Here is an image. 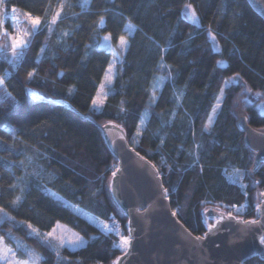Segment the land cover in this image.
<instances>
[{
	"label": "trees",
	"instance_id": "trees-1",
	"mask_svg": "<svg viewBox=\"0 0 264 264\" xmlns=\"http://www.w3.org/2000/svg\"><path fill=\"white\" fill-rule=\"evenodd\" d=\"M60 2L5 0L42 17L45 10L50 17ZM68 3L72 7L64 9L52 34L46 28L36 34L18 67L0 54V76L15 97L5 98L0 91V207L15 217L0 222V236L16 250V258L28 260L24 248H30L43 257L40 264H112L121 253L113 237L93 222L114 214L127 233L126 216L108 190L117 160L99 127L107 121L123 128L131 147L155 165L172 210L194 235H202L211 223L204 217L208 207L226 210L236 204L238 215L254 219L264 189V163L254 167L238 121L244 116L253 128L264 129L258 109L264 96L255 95L264 93V20L246 0H90L85 9L81 0ZM187 4L192 8L185 9ZM128 22L134 29L116 65L112 91L100 109H91L111 58L100 47L101 38L111 34L116 42ZM4 28L11 31L8 20ZM33 69L36 76L28 80ZM28 88L41 99L29 97ZM221 88L220 108L205 127ZM237 169L243 173V188L227 178ZM26 173L24 198L13 207L12 199L21 193L10 185H19ZM45 186L61 199L50 196ZM57 222L87 241L83 247L62 248L66 259L59 261L27 227L48 232ZM243 264H264V259L255 256Z\"/></svg>",
	"mask_w": 264,
	"mask_h": 264
},
{
	"label": "water",
	"instance_id": "water-1",
	"mask_svg": "<svg viewBox=\"0 0 264 264\" xmlns=\"http://www.w3.org/2000/svg\"><path fill=\"white\" fill-rule=\"evenodd\" d=\"M246 1L264 20V0ZM0 11L5 13L4 7ZM27 93L33 100L41 99L30 88ZM57 103L70 107L66 101ZM258 109L264 116V99L259 102ZM116 126L112 121L99 125L109 151L117 160L116 168L120 169L115 177L111 174L108 190L115 205L126 216L128 235L131 230L128 252L122 251L117 256L120 257L119 264H243L255 256L264 259V245L259 244V236L264 234V217L256 211L254 219L260 220V224L245 225L239 221L252 219L235 214L232 216L239 217V220L232 219L222 208L208 207L204 217L213 221L202 235H194L173 215L156 167L140 153L137 155L123 128ZM238 126L243 132L245 145L253 153L256 167L264 160V129L253 128L244 116L239 118ZM258 199L264 201V197ZM261 208L264 209V203ZM221 212L225 215L217 223ZM212 224L216 227L209 231ZM196 237L204 238L197 240Z\"/></svg>",
	"mask_w": 264,
	"mask_h": 264
},
{
	"label": "snow or ice",
	"instance_id": "snow-or-ice-1",
	"mask_svg": "<svg viewBox=\"0 0 264 264\" xmlns=\"http://www.w3.org/2000/svg\"><path fill=\"white\" fill-rule=\"evenodd\" d=\"M90 3V0H81V8L85 9L88 4ZM5 5V0H0V8H3ZM71 8L72 4L68 3V0H61L58 7L52 12L51 16L48 17L47 10H45V15L42 16H33L29 12H23V16L26 18L27 27L21 29L16 28V30L13 33H9L7 29L3 28L4 24V16L6 13L0 11V39H3L5 41L4 44L0 45V52L4 53L5 59L8 60L10 64H12L14 67H18L19 61L23 59V57L26 55V50L30 47L33 38L36 34L43 31L45 28L47 29V32L49 36L52 34L54 30V26L57 24L58 20L61 19L62 13L65 8ZM192 5L187 4L185 5V9H191ZM107 11V10H105ZM18 12L16 7L12 8V14L15 15ZM73 15H78L77 13H73ZM191 16L194 22L197 21V13L193 9L191 12ZM105 23L104 16L101 15L99 17V24L103 25ZM126 27H133L131 23L129 25H126ZM63 35H68V32H64ZM111 34L103 37V42L100 44V47H111L107 42L110 40ZM213 42H215V36L212 37ZM10 41V43H9ZM47 42V38H46ZM119 49L120 51L117 52L115 48H112V52L114 54V59H118L120 56H122L123 51L127 49L128 47V41L124 36H120L119 38ZM9 52H10V58H9ZM45 52V48H40V54H43ZM115 67V63H110L108 66V69L105 72L104 79L101 81L99 88L97 90L96 96L92 99V105L95 109H99L102 107L105 103V101L108 98V95L112 91L111 85L113 82V68ZM161 67H164V65H161ZM63 75V73H60ZM239 76V73L236 74ZM36 76V69H33L32 71H29L27 73V79L31 80ZM5 76H0V91H3L5 98H11L12 100H15V97L12 96L10 92L7 91V86L5 85ZM231 79V78H230ZM163 80V78H161ZM246 83V82H245ZM225 84H228V81H225ZM73 91V88H69L68 92L71 94ZM245 91L251 92V88H245ZM220 96L217 97V103L215 107L212 109V113L215 114L217 109L220 108V102L221 97L224 95V88L220 89ZM153 98L155 97V85L153 86ZM257 97L264 96V93L257 92L255 94ZM180 97H177L179 99ZM245 100L247 103H251V100H248L247 97H245ZM154 102V99H153ZM123 103V102H122ZM121 111H124L123 107L120 109ZM213 117L210 115L208 118V124L205 125V127H209L212 123ZM111 123V122H109ZM144 123V118L142 117L140 120V124ZM119 128V125L116 126ZM140 134V128H137V135ZM122 138V137H121ZM199 147V145H197ZM139 156V153H137ZM143 159V157H141ZM198 159V158H197ZM31 160V158H29ZM163 163V161H161ZM195 163V161H194ZM261 163H264V160L261 161ZM21 165H24L25 168H27V165L25 164V161H20ZM10 167H13L14 165H9ZM155 168V165H153ZM120 171L119 168H116L115 171H113L112 176L115 177L117 173ZM235 173H238L239 170H234ZM158 173V170H157ZM27 173L26 176L19 177L18 180L20 184H12L10 185L11 188L15 189L18 186L20 187V195L15 196L14 199H12L11 204L13 207H16L19 205L21 200L24 198L23 193L25 191V187L27 185ZM30 175L35 176L37 179H40V174L38 172H33ZM239 179H241L240 176H237L236 180L234 182H239ZM244 186L241 185V188ZM44 190L48 192V194L56 199H61L56 196L55 193L51 192L46 186L44 187ZM165 192L167 190L165 189ZM259 197H264V193H259ZM67 203V202H65ZM264 203V201H260L258 199V202L255 205L256 211L258 214H260L262 217H264V209L261 208V204ZM69 207H72L75 211L79 212L80 209L76 208V206L68 205ZM207 211V209H205ZM239 211V209H237ZM0 213H3V217L5 219L15 220V217L11 216L9 213H7L3 208H0ZM176 213L174 212L173 215ZM224 213L221 212L219 218L217 219V223H219V219H223ZM227 216L232 219L239 220V217H233L231 212L227 213ZM93 222L97 223V226L100 228V230L105 233L106 235L110 232H115L117 235H120L119 232V226L117 224H113V226L110 228L107 222H98V218H93ZM239 222L245 224V225H257L260 224V220L258 219H252V220H240ZM27 227L31 230L29 235H35L40 239V241L45 244L46 246L52 248L56 256L58 258V261L62 258L60 254V250L64 248L65 246H68L69 248L75 249L78 247H83L86 245L87 241L84 239V237L80 236L79 233H69V231L65 230L64 226H61L59 222H57L56 226L52 228L51 231L48 232H41L39 228L34 227L32 224H28ZM216 227L215 224L209 225V231L214 229ZM264 227V225H262ZM9 235H11V231H9ZM205 236H207V233H205ZM131 230H129L128 236L120 235V242L113 243L114 248L122 249L125 253L128 252V248L131 243ZM204 237H196L197 240H201ZM259 244L264 245V234L259 236ZM22 247L18 242V248ZM24 251L27 253V256L29 257L28 260H20L16 259V250L8 247V245L5 243V239L3 236H0V264H40V261L43 259V257L35 252V250L30 248H24ZM120 257H117L116 261H113V264H119Z\"/></svg>",
	"mask_w": 264,
	"mask_h": 264
},
{
	"label": "built area",
	"instance_id": "built-area-1",
	"mask_svg": "<svg viewBox=\"0 0 264 264\" xmlns=\"http://www.w3.org/2000/svg\"><path fill=\"white\" fill-rule=\"evenodd\" d=\"M13 7H16L17 10H18V12L15 15L12 14V8ZM4 11L6 13L4 22H5V20H8L10 22L11 27H12L11 31H15L17 27L21 28V29L27 27L26 18L23 16V14H22L23 12L21 11V9L17 5L11 4V3L5 4L4 5ZM116 167H117V164L115 166V169H116ZM115 169L113 171H115ZM260 193H264V189H261ZM237 209H239L238 205L233 204L232 206L226 208L225 211H226V213L231 212L232 214L238 215L237 214ZM98 222H107L110 228L115 223V224H117L119 226L120 235L128 236V233H125L123 231L119 219L114 214H110L109 215V219H107V220H98ZM98 230L101 233H103L100 230V228ZM103 234L106 235L105 233H103ZM120 235H117L115 232H110V233L107 234V236H112L113 237V243L115 242L117 244L120 242ZM119 250L121 252L123 251L122 249H119Z\"/></svg>",
	"mask_w": 264,
	"mask_h": 264
},
{
	"label": "rangeland",
	"instance_id": "rangeland-1",
	"mask_svg": "<svg viewBox=\"0 0 264 264\" xmlns=\"http://www.w3.org/2000/svg\"><path fill=\"white\" fill-rule=\"evenodd\" d=\"M126 25H129V22L126 24ZM126 25H125V34L124 35H122V36H124L126 39H127V41H128V38H127V35L128 34H130L132 31H133V29H134V25L133 24H131V25H133V27H126ZM9 32V31H8ZM14 31H10L9 33H13ZM104 37V36H103ZM103 37L101 38V41H100V44L103 42ZM120 38V37H119ZM5 43V41L3 40V39H1L0 40V45H2V44H4ZM9 43H10V41H9ZM109 45H111V47H103V48H106L110 53H111V58H110V61H109V64L110 63H115V67L113 68V73L115 74V71H116V65L122 60V57H123V54H124V51H123V54H122V56H120L118 59H114V54H113V52H112V48H115L116 50H117V52H119L120 51V49H119V39L116 41V42H114V41H112V40H109L108 42H107ZM0 54L1 55H3L4 56V53L3 52H0ZM9 58H10V52H9ZM109 64L107 65V67H106V69H105V71H104V73H103V76H102V79H101V81L104 79V75H105V72H106V70L108 69V66H109ZM114 77V76H113ZM101 83V82H100ZM159 80L158 81H156L155 82V87H157L158 85H159ZM100 85V84H99ZM99 88V87H98ZM98 90V89H97ZM96 93H97V91H96ZM96 93H95V95H94V97L96 96ZM93 97V98H94ZM215 107V106H214ZM90 108L91 109H95L94 107H93V105H92V101H91V105H90ZM101 108V107H100ZM99 108V109H100ZM96 110V109H95ZM217 111H218V109H217ZM216 111V112H217ZM241 110H238L237 111V115L240 117L241 116ZM216 114V113H215ZM215 114H213L212 113V111H211V116L214 118V116H215ZM144 119H145V117H143ZM139 125H141L140 123H139ZM237 176H240L241 177V179H239V182H237L240 186L241 185H243L244 186V182H243V173H241V172H238V173H235V172H233V173H231V174H229L228 176H227V178L230 180V181H235L236 180V178H237ZM1 208V207H0ZM224 210V209H223ZM7 212V211H6ZM8 213V212H7ZM11 215V214H10ZM12 216V215H11ZM3 217V213H0V222L2 221V220H4L5 218H2ZM10 220V219H9ZM207 220V219H206ZM213 221V220H212ZM211 221V222H212ZM57 224V223H56ZM61 226H64L65 227V230H67V231H69V233H76L75 231H73L71 228H69V227H67L66 225H64V224H62V223H59ZM95 225H96V227H97V223H95ZM56 226V225H55ZM98 228V227H97ZM29 229V228H28ZM99 229V228H98ZM52 230V229H51ZM50 230V231H51ZM29 232H31V230L29 229ZM35 236V235H34ZM65 247H67V248H69L68 246H65ZM69 249H72V248H69ZM16 259H18V258H16ZM20 260H25V259H20Z\"/></svg>",
	"mask_w": 264,
	"mask_h": 264
},
{
	"label": "flooded vegetation",
	"instance_id": "flooded-vegetation-1",
	"mask_svg": "<svg viewBox=\"0 0 264 264\" xmlns=\"http://www.w3.org/2000/svg\"><path fill=\"white\" fill-rule=\"evenodd\" d=\"M213 220V219H212Z\"/></svg>",
	"mask_w": 264,
	"mask_h": 264
}]
</instances>
